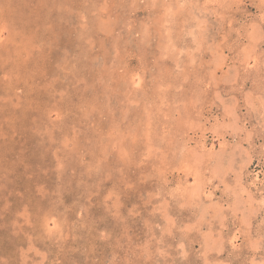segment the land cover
I'll return each instance as SVG.
<instances>
[{
	"label": "rangeland",
	"instance_id": "1",
	"mask_svg": "<svg viewBox=\"0 0 264 264\" xmlns=\"http://www.w3.org/2000/svg\"><path fill=\"white\" fill-rule=\"evenodd\" d=\"M0 264H264V0H0Z\"/></svg>",
	"mask_w": 264,
	"mask_h": 264
},
{
	"label": "bare ground",
	"instance_id": "2",
	"mask_svg": "<svg viewBox=\"0 0 264 264\" xmlns=\"http://www.w3.org/2000/svg\"><path fill=\"white\" fill-rule=\"evenodd\" d=\"M203 137H204V133H203V135H202ZM200 140V139H199ZM202 146V145H201ZM204 147V146H203ZM255 176V175H254ZM255 178V177H254ZM258 178V177H257ZM261 182V181H260ZM255 184V183H254ZM257 185V184H256ZM210 199V198H209ZM259 212V211H258Z\"/></svg>",
	"mask_w": 264,
	"mask_h": 264
}]
</instances>
